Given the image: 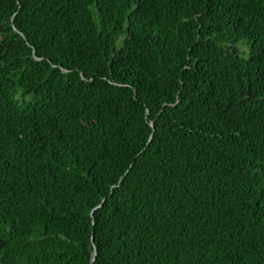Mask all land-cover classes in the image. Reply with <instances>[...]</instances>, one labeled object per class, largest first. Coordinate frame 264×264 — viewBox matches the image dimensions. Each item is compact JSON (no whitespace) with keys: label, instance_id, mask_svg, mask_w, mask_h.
<instances>
[{"label":"trees","instance_id":"16d2710c","mask_svg":"<svg viewBox=\"0 0 264 264\" xmlns=\"http://www.w3.org/2000/svg\"><path fill=\"white\" fill-rule=\"evenodd\" d=\"M92 263L264 264V0H0V264Z\"/></svg>","mask_w":264,"mask_h":264},{"label":"water","instance_id":"95a60500","mask_svg":"<svg viewBox=\"0 0 264 264\" xmlns=\"http://www.w3.org/2000/svg\"><path fill=\"white\" fill-rule=\"evenodd\" d=\"M93 260H94V258H93ZM93 264V263H92Z\"/></svg>","mask_w":264,"mask_h":264}]
</instances>
